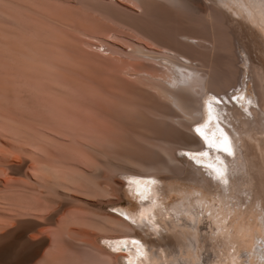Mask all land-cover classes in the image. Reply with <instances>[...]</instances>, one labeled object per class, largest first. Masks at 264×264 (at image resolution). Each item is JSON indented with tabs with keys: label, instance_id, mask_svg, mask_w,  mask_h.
<instances>
[{
	"label": "bare ground",
	"instance_id": "bare-ground-1",
	"mask_svg": "<svg viewBox=\"0 0 264 264\" xmlns=\"http://www.w3.org/2000/svg\"><path fill=\"white\" fill-rule=\"evenodd\" d=\"M120 1L140 8L146 0ZM164 1L203 11L196 0ZM212 1L219 15L240 17L259 37L255 39L264 41V0ZM181 34L185 41L191 37ZM151 45L134 42L127 51L108 47V54H120L123 68L112 62L114 68H107L105 62L102 74L100 67L98 74L84 72L95 99L90 93L88 98L78 95L86 101L81 111L72 112L69 125L75 130L66 137L77 146L70 155L82 159L79 168L35 163L25 157L24 147L2 143L0 264H123L124 258L130 264H244L242 258L258 264L254 250L264 242V91L248 96V102L239 95L235 103L230 97L234 91H226L224 78L218 81L220 76L197 62L199 55ZM254 67L251 61L253 72ZM258 76L263 82L264 75ZM72 80L71 85L77 82ZM194 129L204 146L190 133ZM195 147L200 148L196 160L185 149ZM122 176L130 180L131 193L136 191V212L107 208L122 204L127 195ZM175 178L191 189L170 186L181 198L167 203L160 197L167 189L159 181ZM134 224L152 234L167 232V241L158 244Z\"/></svg>",
	"mask_w": 264,
	"mask_h": 264
},
{
	"label": "rangeland",
	"instance_id": "rangeland-1",
	"mask_svg": "<svg viewBox=\"0 0 264 264\" xmlns=\"http://www.w3.org/2000/svg\"><path fill=\"white\" fill-rule=\"evenodd\" d=\"M196 1L203 9L200 13L169 5L164 0H146L140 6L142 9L133 2L123 3L120 0H0V148L6 147L2 143L24 147L27 150L25 157L35 163L45 161L54 164H75V168H79L83 164L82 159L79 156L70 155L72 148L74 150L77 146L70 144V135L72 136V131L75 129L72 130L73 126L69 123L71 124L74 120L72 112L82 110V101H86L88 94L90 93V97L93 95L92 98L95 97L91 94L92 87H86L90 85L89 74L86 73L90 70L95 74L104 73L105 62L109 64H106L107 68L111 62L116 65V68H123L120 54L117 52L108 54L110 51L105 50L108 47L117 51H127L131 49L130 46L134 42H141L173 52L180 49L177 52L179 54L183 52L193 58L199 55L197 62L204 65L203 67L216 76L215 78L220 76L218 81L224 78L221 83L225 86L222 85V87L224 86L226 91H234L230 97L235 103L239 95L240 100L248 102V96H255V94L258 96L259 90L263 93L264 80L262 82L261 78L256 76L264 75V52H262L264 41L259 39L258 42L259 37L254 36L253 31L248 27L249 24L240 17L233 19L232 16L230 18L219 15L220 12H216L218 10L213 7L212 0ZM181 33H189L191 37L185 41ZM244 49L248 51L250 59L246 58ZM96 61H100L102 65L100 63L94 67L95 69L91 68L90 66H93ZM251 61L252 68L255 66L254 70L256 69L254 72L258 70V74L250 68ZM112 64L110 68H114L115 65ZM97 68L99 72L96 71ZM83 73L88 78L83 76ZM70 76L77 81L75 84H70ZM125 76L131 77L127 74ZM73 77L78 80L81 77L80 79L85 81V87L80 84L81 80L78 82ZM59 78L67 80L60 81ZM73 80L72 82H75ZM64 81L66 85L59 83ZM258 83L262 89L259 88ZM77 84L79 85L75 89L80 91V94L77 92L75 95L74 86ZM58 87L66 92L54 90ZM68 88L73 89L72 94ZM78 95L85 98L81 99ZM71 102L78 104H74L76 106L73 107ZM66 124L70 126V129ZM195 130L197 129L190 133L197 136L200 144L202 142L200 134ZM66 133H69V136ZM39 138V141H43V145L46 144L45 146L40 145L42 143H39L40 146L37 144ZM202 146H204L203 142ZM185 149L186 152L192 150L190 158L196 160L195 157L200 148ZM178 153H184V151L179 150ZM2 155L3 153L0 152V157ZM186 156L188 158V154ZM1 177L3 178L2 174L0 179ZM122 179L126 181L127 195L123 197L122 204L107 208L114 213L136 212L140 202L138 198L136 199V194H132L129 190L131 185L128 177L122 176ZM159 182H164L167 189L166 194L160 195L167 203L181 198V194L176 190H170V186L179 185L182 189H191L190 183L177 178L172 181L162 179ZM204 193L210 199V195L205 190ZM135 227L142 235L157 239L158 244L167 241L168 233H162L163 230L160 232L161 229L152 234L153 230L146 226L136 225ZM140 239L145 240L143 236ZM106 244L111 247L110 242ZM256 248L254 262L264 264V242H259ZM242 260H245L244 264H250L249 261H251L250 258H242ZM122 261L123 264H130L125 258Z\"/></svg>",
	"mask_w": 264,
	"mask_h": 264
},
{
	"label": "snow or ice",
	"instance_id": "snow-or-ice-1",
	"mask_svg": "<svg viewBox=\"0 0 264 264\" xmlns=\"http://www.w3.org/2000/svg\"><path fill=\"white\" fill-rule=\"evenodd\" d=\"M226 151L228 150V149H225Z\"/></svg>",
	"mask_w": 264,
	"mask_h": 264
}]
</instances>
